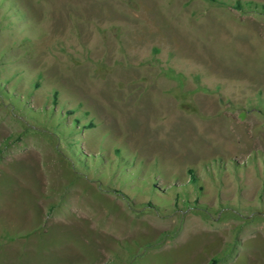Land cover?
I'll use <instances>...</instances> for the list:
<instances>
[{
	"label": "rangeland",
	"instance_id": "374dc122",
	"mask_svg": "<svg viewBox=\"0 0 264 264\" xmlns=\"http://www.w3.org/2000/svg\"><path fill=\"white\" fill-rule=\"evenodd\" d=\"M260 6L0 0V264H264Z\"/></svg>",
	"mask_w": 264,
	"mask_h": 264
},
{
	"label": "trees",
	"instance_id": "16d2710c",
	"mask_svg": "<svg viewBox=\"0 0 264 264\" xmlns=\"http://www.w3.org/2000/svg\"><path fill=\"white\" fill-rule=\"evenodd\" d=\"M212 1H215V0H212ZM220 5H226V4H220ZM254 4H249V6L250 7H252V8H256L257 6H253ZM236 7H238V9H242V6H241V4L240 3H238L237 5H236ZM261 8H262V6H260ZM262 11H263V13H264V7L261 9Z\"/></svg>",
	"mask_w": 264,
	"mask_h": 264
}]
</instances>
